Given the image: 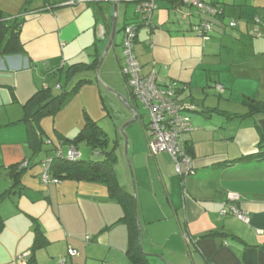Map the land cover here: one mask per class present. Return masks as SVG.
Listing matches in <instances>:
<instances>
[{
  "label": "crops",
  "instance_id": "crops-1",
  "mask_svg": "<svg viewBox=\"0 0 264 264\" xmlns=\"http://www.w3.org/2000/svg\"><path fill=\"white\" fill-rule=\"evenodd\" d=\"M68 1L0 0V9L9 16H18L25 7L30 11L20 34L25 53L0 55V115L5 118L0 121L1 126L19 121L24 113L23 106L45 85L52 88L60 85L62 71L78 63L100 60L110 40L114 18L110 6L101 4L110 2L113 5L112 0H87L86 4L76 6H67ZM46 2L56 8H46L49 6ZM119 2L135 3L136 13L142 20L137 1ZM160 3L174 14L180 8L174 0H159L156 10ZM155 11L153 29L141 25L137 31L134 52L141 73L155 72L159 85L177 86L183 104L192 103L196 108V111H187L188 115L200 113L206 121L189 115L197 128L185 141L194 167L189 176L177 172L167 153L156 156L149 153L144 128L139 130L138 127L130 134L129 153L145 250L151 255L163 256L162 259L166 258L170 264H264V158L249 157L264 152V115L229 119L226 115L240 114L219 108L208 110L218 109L225 112L223 115L217 111L207 114L208 110L198 109L193 96L199 90L207 93L210 80L207 75L213 72L212 69L219 74L223 73L222 68L232 66L231 74L240 79L241 71L234 74V67H249L252 62L254 71L264 77V0H243L237 12L240 21L231 20L238 23L235 29L239 28L236 30L239 35L248 37L251 32H256V40L250 42L251 52L220 66L213 57L221 55V50L209 43L214 40L215 33H224L221 25L220 28L213 25L211 39L204 40L192 31L191 20L187 27L175 26L176 23H170L166 16L156 22ZM183 15L186 19L193 16L190 11ZM118 18L116 36L120 31ZM239 47L240 44H235L233 49ZM227 55L231 56V53L227 52ZM117 62L122 71V62L120 59ZM104 63H107V57ZM108 65L107 77L110 78L113 63L108 61ZM90 72L86 73L88 79H92ZM217 78L216 90L222 85L226 93L227 87L221 76ZM246 80L257 84L251 77ZM263 91L264 83H258L252 93H243V96L264 100ZM131 108L138 113L136 108ZM214 114L226 118L215 121ZM83 122L84 118L79 116L75 122L72 119L67 128L80 131ZM21 125L24 128L14 132L15 138L0 141V170L8 173L6 168L11 165L30 161L29 175L25 173L22 177V195H12L0 203V216L4 222L0 233V264H29L35 240L34 220L47 241V246L36 253V264H58L67 255L69 247L79 252L77 257L68 259L69 264H132L127 254V226L115 224L124 213L122 207L110 199L107 186L76 181H64L59 185L42 183V168H32L43 156L38 154V160L34 159L37 156L32 157L27 146V127L24 124L9 125L6 131ZM62 130L60 134L70 138V132L67 131V135ZM115 144L117 146L118 142ZM116 153L117 178L125 190L133 193L128 165L122 164L118 150ZM245 157L247 159L241 160ZM11 185L7 180L0 188V195ZM230 195L236 197L235 201L229 200ZM232 204L249 214V224L231 213Z\"/></svg>",
  "mask_w": 264,
  "mask_h": 264
},
{
  "label": "trees",
  "instance_id": "trees-1",
  "mask_svg": "<svg viewBox=\"0 0 264 264\" xmlns=\"http://www.w3.org/2000/svg\"><path fill=\"white\" fill-rule=\"evenodd\" d=\"M135 1H137L139 4V2L143 0H135ZM46 4L49 5L46 6V8L48 9L50 8V10L56 8L55 5L51 6L48 2H46ZM67 6H71V5H67ZM215 6L219 7V3L217 1L215 2ZM29 13H30L29 9L25 7L18 16L13 17V16H9L0 9V55L1 56L25 53L23 44L20 41V34H21L22 26L25 21V17ZM192 15H197L199 17L197 13L195 14L192 12ZM199 18L200 21L204 19L206 21H210L211 23L213 22L212 19H219L223 21L224 11L222 10V14H219L215 17H211L210 19H208L207 17L203 19L201 17ZM232 22H236V21H232ZM142 23L143 22L141 20L140 24H128V25H136V27H138L139 30V27L143 25ZM128 25H125L124 29ZM195 26L196 25H194V27ZM143 27L145 26L143 25ZM192 31H194V28H192ZM213 32H214V28H213ZM137 39L138 36H136L135 38L133 52L135 49V45L137 43ZM115 46L116 44L114 45V47ZM98 62H99V58H96V60L92 63L89 64L78 63L62 71L63 78L61 80L60 85L57 86L58 93H55L52 87L45 85V87L42 90L38 91L34 96H32L23 106L24 113L22 118L17 122L9 124L11 126L24 124L27 127V144L32 151V157L41 154L45 147V141H44L45 131L43 130L42 127V121L50 117L55 119L61 113V111L68 105V101L71 98L77 96L83 87L94 83V80L88 79L86 73L90 71L94 72L97 68ZM123 67H124V51H123L121 69ZM121 72L124 76L127 87L133 99L136 102H138L139 105H141L139 100H137V98H135V96L131 92V89L128 86V77L123 73V69ZM148 75H142V76L146 77ZM80 76H82V78H80ZM156 82H157V77H156ZM157 84L159 85V83ZM159 86H166V85H159ZM174 88H175V94H176L175 96L177 100L180 99L179 104L184 105L183 99H181L180 97L181 95L180 89L177 86H174ZM218 92L222 94L225 92V90L224 92H220L218 90ZM242 103L248 109V112L245 115H226V116L229 117V119H235L237 117L248 118L250 116L264 115V100L243 96ZM193 105L194 104L192 103L187 104V107L190 106L191 109L189 108L188 110L187 109L185 110L196 111V108ZM215 111H217L221 115L225 113L219 111L218 109H212L206 112L207 114H210ZM83 118H84L83 127L74 138H68L57 132L59 134L58 139L61 142H59V145H56L55 147H51L53 143L51 140H49L47 144H50L49 145L50 149H48L46 153H44L45 156H43L42 160L38 164L42 168V173L40 175L41 181L46 185H53V184L59 185L64 181L91 182V183H101L106 185L110 199L116 201L122 207L124 213L123 217L115 224L122 223L127 226L129 233L127 254L129 261L132 264H151L152 258L149 257L143 251L142 246L139 243L138 224L136 221V214H138V206L136 200L137 198L134 197L131 191L125 190L121 186L117 178L116 169H115L118 163V156L116 153L117 146L116 144H114L112 147L110 146V141L107 133L104 131V129H102V127L99 126L97 121L93 120L90 117V115H88L85 112ZM9 125H5V126L0 125V129L9 127ZM149 131L150 129L147 124L144 126V132L147 139L148 149H149V140H150ZM82 143H86L92 149V152L95 155L96 154H98V156L101 155L103 156V158L96 161L93 160L84 161L81 159L80 156V159L75 162L69 161L66 158L67 152L71 148H74L78 152H80L79 146ZM63 145H67L66 153ZM185 150L187 151V153H189L188 152L189 150L186 147V143H185ZM249 157L250 158L256 157L258 160H261L264 158V152L259 151L257 154H253V156L251 155ZM245 159L247 158L245 157L242 158L241 160L244 161ZM29 162L30 161L24 160L6 168L8 171L9 180L12 183V185L9 190H7L6 192L0 195V203L5 199L11 197L12 195H16V194L22 195V192L24 190V186L22 185V177L25 174V172L28 170ZM47 164H50L49 173L51 176V183H45L42 180L44 168L45 165ZM54 180H57L58 182H53ZM34 221H35V228H34L35 240L33 247L31 249V255H30L31 258L29 259V264H36V260H35L36 253L47 246V241H45L44 232L41 230L38 222L36 220ZM3 228H4V222L0 216V233L2 232ZM90 240L91 238L88 239V241Z\"/></svg>",
  "mask_w": 264,
  "mask_h": 264
},
{
  "label": "rangeland",
  "instance_id": "rangeland-1",
  "mask_svg": "<svg viewBox=\"0 0 264 264\" xmlns=\"http://www.w3.org/2000/svg\"><path fill=\"white\" fill-rule=\"evenodd\" d=\"M216 1L219 3V7L222 8L223 11H225V16L223 18V21L214 19L213 25L217 26L218 28H220L219 26L221 25L220 29H222L224 33H215L214 40H212L209 43V45L212 44L215 48H218V50H221V53H222L221 55H218L219 52H216L217 53L216 55L218 56L213 57L214 61L220 66L223 63L224 64L225 63L227 64L228 62L232 63L229 61L231 59L233 60L238 59V58L241 59L249 55V52H251L250 42L256 40L255 38L256 32L255 33L254 31L251 32L252 35L254 36V38H252V35H249L248 37L244 35L243 36L239 35L237 33V31H239V28L235 29V28L229 27L231 20L234 19V20L240 21L239 17L237 16V12H238V9L241 3H243V0H216ZM109 3L110 2H104L101 4V6L103 7H105V5L106 7L110 6V12L113 14L114 12L113 5H110ZM179 7L180 8L178 9V11H176L174 14L173 12L167 11L164 8V5L160 3L159 10L155 11L154 20H156V22L157 20L161 21L164 18V16H166L167 20L170 21V23L175 22L176 23L175 26H181V27H184L185 25H186L185 27H187L189 25V20L192 21L193 25H197L199 23L200 18L197 15H193L189 19L184 18L183 12L187 13L190 10L186 7H182V6H179ZM136 10H137V5L135 3L119 2L118 29L120 31L116 36L115 43L117 45L116 47H113L111 49V51L107 55V63H104V65L102 66L99 72V77L101 79V82L105 86H107L113 93L98 83L96 76H95V72H90L89 75L94 80L93 85H87L83 87L78 93V96L71 98L68 101V105L61 111V113L55 119L50 117L42 121V127H43V130L45 131V135H44L45 147H44L43 152L41 153L42 156H44V153H46V151L50 149L49 147L50 144H47L49 140H51L53 143L51 147H55L56 145H59V142L61 141L58 139V135H59L58 133H60L61 129H63L62 131H65V134H67V131L70 132L71 134L70 138H74L79 133V130H76V129L68 130L67 127L71 125L72 119L75 122L78 120L79 116L83 118L84 113L86 112L87 114L90 115V117L93 120L97 121L99 126L102 127V129H104V131L107 133L111 147L115 143L118 142L117 150L121 154L120 157L122 160V164L125 163L126 165H128V168L130 169L129 167V163H131L130 153H129L130 148H128L127 154H128L129 159L127 160L126 140L121 134V129L132 120L133 116L131 115V112L124 106L120 97L123 99H126L131 107H134L137 109L138 114H139V119L137 120V122L132 125H129L125 129V133L127 135L128 140H129V137L132 131H136L138 127H139V130L140 128H144V126L147 125L149 122L148 111L145 110L142 105H139V103L135 102V100L133 99L127 87L126 81L124 80L121 74V71L119 70L120 69L119 63L117 62L118 59H120V62H122V58H123V50L121 46V43L123 42V39H124L123 38L124 33L122 32L123 26L125 24H131L135 22L138 23L141 21L140 17L136 13ZM250 21H253V20H250ZM240 36L241 38L239 39ZM219 44H221L220 45L221 47H217ZM235 44L236 45L240 44L241 47H239L238 50H235L233 49ZM228 49H233V50L230 52L228 51ZM115 50L118 52V54ZM227 52L231 53L232 57L228 56ZM117 55H119V58L117 57ZM108 61L113 63V67L111 68L112 72L109 75L110 78L107 77L108 70H109ZM251 63L248 64L249 67L247 66H240V67L235 66L234 67V74L235 73L237 74L241 71V74L239 76L240 79L234 78V76L231 74L232 66H228V67L226 66L222 68L223 73L219 72V74L216 73L217 70L212 69L213 72L207 75L210 79L209 88H206L205 90V92L207 93L204 94L203 90H199L197 95L195 94L193 95L195 98V103L198 106V109L201 111L202 109L208 110L209 108H219L222 111H225L228 113H235V114H240V115L241 113H246L247 107L242 103L243 93L245 94L252 93V89L255 88L258 83L260 85L264 83L263 82L264 77L262 78L261 75L258 74L259 72L254 71L253 67L255 66H253ZM251 65L252 67H250ZM82 76H80V78H82ZM218 76H221L222 82L227 87L226 93L222 95H220V93H218L216 90L215 83L217 82ZM249 77L253 78L254 80H257V84L249 80H246V78L249 79ZM53 81L55 80L53 79ZM53 90L55 93H58L57 87H53ZM261 95H264V93H262ZM254 97H256V94ZM184 101H187V99L185 98ZM187 102L189 103V101ZM186 114L188 115L187 112ZM189 115H191L192 117L196 116L195 118L205 120L202 117L203 115H201L200 113L191 112L189 113ZM214 118L217 119L215 121H219V120H224L226 116L214 114ZM2 119H5V118H2V115H0V121H5ZM58 127L60 128V130H57ZM21 128H24L23 125H21V127H19L18 129H14V130L12 129L9 131H6L8 130L7 128L3 130L0 129V141L7 139V138L12 140V137L15 138L14 132H21V130H23ZM63 147L66 153L67 145H63ZM79 150L81 153V159L84 161H89V160L96 161V160H100L103 158V156L101 155L99 156L95 155L92 152V149L86 143L80 144ZM30 156L31 154H29V157ZM34 159L38 160L39 158L37 156ZM35 168H39V165L33 167L32 169H35ZM129 169L128 171L130 172ZM25 173H26V176H28L29 170H27ZM130 177H131V173H130ZM7 180H9L8 173L0 170V184H1L0 188L3 185L5 186ZM23 180H25V178H23ZM141 243H142V248L144 249L146 254L151 255L150 253L147 252V250H145L146 243L142 239H141ZM160 257L162 258L163 256H160ZM159 260L151 259L153 264H156V263L157 264H170L168 261H166L167 260L166 258L159 259Z\"/></svg>",
  "mask_w": 264,
  "mask_h": 264
},
{
  "label": "built area",
  "instance_id": "built-area-1",
  "mask_svg": "<svg viewBox=\"0 0 264 264\" xmlns=\"http://www.w3.org/2000/svg\"><path fill=\"white\" fill-rule=\"evenodd\" d=\"M158 1L143 0L139 2L138 6V11L142 15V24L151 30L153 29L151 25L152 16L157 9ZM86 2L87 0H69L65 4L73 6L86 4ZM175 2L179 6L188 8L191 13H197L202 19L222 14V8L215 6L216 0H175ZM236 26V22L230 23L231 28H235ZM135 27L136 25H128L124 29V67L122 69L123 73L128 77V86L131 92L139 100L143 108L148 111L150 154L156 156L160 153H167L173 158L177 172L181 176H188L193 172V160L185 150V141L188 135L197 130L193 125L191 117L186 114L187 110L191 109V107L179 104L180 99L177 100L175 96L174 86H159L156 82L155 72L146 77L141 75L140 64L133 52L138 30V27ZM194 31L204 40H210L213 34V24L203 19L194 27ZM217 88L220 92H224L225 90L222 85H218ZM80 156V152L74 148H71L66 154V158L73 162L79 160ZM49 168L50 164L45 165L42 175V180L45 183H51ZM53 182L58 181L54 180ZM235 199V196H229V200L235 201ZM230 211L238 220L246 224L250 223L249 214L240 211L235 205L232 204L230 206ZM78 255L79 253L76 249L69 247L67 255L62 257L58 264H69L68 259L77 257Z\"/></svg>",
  "mask_w": 264,
  "mask_h": 264
},
{
  "label": "water",
  "instance_id": "water-1",
  "mask_svg": "<svg viewBox=\"0 0 264 264\" xmlns=\"http://www.w3.org/2000/svg\"><path fill=\"white\" fill-rule=\"evenodd\" d=\"M112 2H113V9H114L113 29H112V33H111V36H110V40L108 41V44H107V46H106V48H105V50H104V52H103V54H102V56H101V58L99 60V63L97 65V68L95 70V76H96V79H97L98 83L101 86H103L104 88L108 89L110 92H112V91L101 82V79L99 77V72L101 70V67H102V65H103V63H104V61H105L108 53L110 52V50L114 46V41H115V36H116V27H117V16H118L119 0H112ZM118 97H120V96H118ZM120 99L122 100L124 106L131 112V114L133 116L132 117V120L121 129V134L124 137V139L126 140V156H127V160H128L129 158H128L127 152H128V148H129V140H128L127 135L125 133V129L129 125H132V124H134V123L137 122V120H138V113L129 106L128 102L125 99H123L121 97H120ZM129 167H130L129 170H130L131 177H132L131 179H132V185H133V195H134L135 198H137L135 179H134V175H133V170H132V167H131V163H129ZM136 221H137V224H138L139 243L142 246V243H141L142 225H141L140 218H139V215L138 214H136ZM143 251H144V249H143ZM148 256L149 257H155V258H158V259H162L161 257L155 256V255H148Z\"/></svg>",
  "mask_w": 264,
  "mask_h": 264
},
{
  "label": "clouds",
  "instance_id": "clouds-1",
  "mask_svg": "<svg viewBox=\"0 0 264 264\" xmlns=\"http://www.w3.org/2000/svg\"><path fill=\"white\" fill-rule=\"evenodd\" d=\"M124 31V30H123Z\"/></svg>",
  "mask_w": 264,
  "mask_h": 264
}]
</instances>
